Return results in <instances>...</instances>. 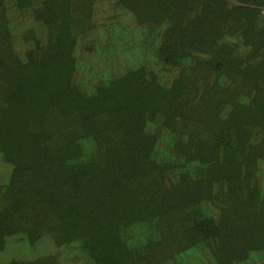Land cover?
<instances>
[{
    "label": "trees",
    "instance_id": "16d2710c",
    "mask_svg": "<svg viewBox=\"0 0 264 264\" xmlns=\"http://www.w3.org/2000/svg\"><path fill=\"white\" fill-rule=\"evenodd\" d=\"M263 6L0 0V264H264Z\"/></svg>",
    "mask_w": 264,
    "mask_h": 264
},
{
    "label": "built area",
    "instance_id": "2783aa9c",
    "mask_svg": "<svg viewBox=\"0 0 264 264\" xmlns=\"http://www.w3.org/2000/svg\"><path fill=\"white\" fill-rule=\"evenodd\" d=\"M261 16L264 18V6L261 8Z\"/></svg>",
    "mask_w": 264,
    "mask_h": 264
},
{
    "label": "rangeland",
    "instance_id": "374dc122",
    "mask_svg": "<svg viewBox=\"0 0 264 264\" xmlns=\"http://www.w3.org/2000/svg\"><path fill=\"white\" fill-rule=\"evenodd\" d=\"M87 22H88V21H86L84 24H87ZM135 32H137V31H134L133 33H135Z\"/></svg>",
    "mask_w": 264,
    "mask_h": 264
}]
</instances>
